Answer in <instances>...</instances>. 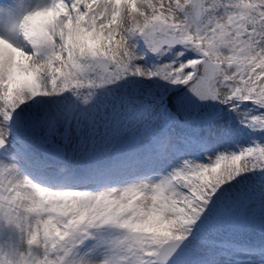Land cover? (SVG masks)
<instances>
[{"label":"snow or ice","instance_id":"1","mask_svg":"<svg viewBox=\"0 0 264 264\" xmlns=\"http://www.w3.org/2000/svg\"><path fill=\"white\" fill-rule=\"evenodd\" d=\"M0 264H264V0H0Z\"/></svg>","mask_w":264,"mask_h":264}]
</instances>
